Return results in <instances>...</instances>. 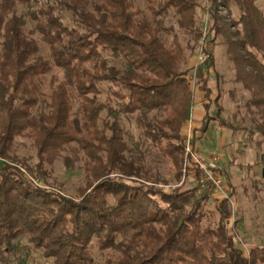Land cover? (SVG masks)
<instances>
[{
	"label": "trees",
	"instance_id": "trees-1",
	"mask_svg": "<svg viewBox=\"0 0 264 264\" xmlns=\"http://www.w3.org/2000/svg\"><path fill=\"white\" fill-rule=\"evenodd\" d=\"M141 1L0 0V264H30L32 254L46 264H264V247L246 256L233 236L228 184L205 224L208 196L196 197L195 187L165 191L166 180L126 155L119 119L136 115L179 181L194 103L203 109L194 150L221 111L205 77L214 67L208 50L196 82L202 95L190 88L187 51L202 40L196 12L205 0ZM230 1L238 13L225 24L219 8L230 16ZM255 1L211 0L203 42L224 35L235 82L264 127V14ZM17 139L35 148L33 168L16 155ZM76 151L87 159L77 198L39 184L45 165Z\"/></svg>",
	"mask_w": 264,
	"mask_h": 264
},
{
	"label": "rangeland",
	"instance_id": "rangeland-1",
	"mask_svg": "<svg viewBox=\"0 0 264 264\" xmlns=\"http://www.w3.org/2000/svg\"><path fill=\"white\" fill-rule=\"evenodd\" d=\"M134 2L143 8L141 0H134ZM255 4L264 14V0H256ZM210 5L211 0L200 2V8L196 12L202 27L207 19L208 30V8ZM229 7L232 12L230 16L226 9L219 8V14L224 18L223 23L225 24L235 20L238 13L233 1H230ZM167 24L174 25V18L168 19ZM229 31L233 32L234 30L229 29ZM213 36H215L214 43L205 41L207 50L214 60V67L208 70L206 80L212 90V98L216 94L220 95L218 102L221 109L220 120L209 124L206 134L197 140L195 147L200 158H208L214 154L220 158L219 170L226 174V188L228 189V184L234 192L231 200L233 216L229 227L240 248L248 256V251L251 248L264 247V176L262 174L264 170V160L262 159L264 156V136L257 130V126L263 127V120L254 107L247 106L251 98L250 93L243 88L241 83L235 82L234 65L228 58L224 35L216 36L212 32L211 37ZM166 38L171 40L169 36ZM181 39L183 42L191 40L185 35H182ZM199 44L200 41L197 42V49L194 54L190 55L187 51L191 66L196 64ZM207 65L208 61L198 70L205 73ZM200 72H197L195 76V84L200 75L204 76ZM192 74L193 71L190 75ZM196 87L198 92H196L197 94L193 93L195 98L202 95L201 90L198 89V86ZM216 109L213 107L212 112H215ZM197 110L202 111L203 109L201 106H193L191 109L192 113ZM212 115L215 116L213 113ZM136 117V115H121L119 119L124 130V141L129 151L126 155L129 154L136 158L138 165L144 169H149L153 176L158 175L166 180L167 186H159L165 191L171 188L192 189L195 185L193 172L188 169L184 171L183 167L181 178L176 181L174 169L167 159L160 156L155 145L143 136L142 129L136 122ZM196 124L198 125L199 122ZM184 132L183 128L182 144ZM15 153L19 158H23L31 168L37 162L36 151L30 141L17 139ZM65 158L72 161L70 167L65 165ZM86 160L80 151L63 153L52 164L45 165L48 177L44 183L41 180L39 184L46 188L59 190L66 196L77 198L79 189L83 188L86 182L84 172ZM216 203L217 199L210 198L205 205L208 214L205 224L208 223L209 213L215 211ZM93 253L94 258H98L95 249ZM29 263L46 264V261L38 255L32 254L29 257Z\"/></svg>",
	"mask_w": 264,
	"mask_h": 264
},
{
	"label": "built area",
	"instance_id": "built-area-1",
	"mask_svg": "<svg viewBox=\"0 0 264 264\" xmlns=\"http://www.w3.org/2000/svg\"><path fill=\"white\" fill-rule=\"evenodd\" d=\"M202 27V40L200 41L199 53L196 57V64L193 74L189 77L191 86L196 87L195 76L197 70L205 65L207 62L206 50L207 47L203 40L207 37V19ZM185 127V126H184ZM183 147H184V171L187 169L193 172L194 187L196 188L195 196L200 197L205 194L209 198L226 199L228 198V189L226 188L225 181L219 173L220 158L217 155H211L208 158H200L197 150L192 146V131L190 126L184 128Z\"/></svg>",
	"mask_w": 264,
	"mask_h": 264
},
{
	"label": "crops",
	"instance_id": "crops-1",
	"mask_svg": "<svg viewBox=\"0 0 264 264\" xmlns=\"http://www.w3.org/2000/svg\"><path fill=\"white\" fill-rule=\"evenodd\" d=\"M195 67V65H193V68ZM197 72H200L199 70H197ZM197 74V73H196ZM206 77V76H205ZM191 89L193 91V93L195 94L197 91V87H193L191 86ZM197 94V93H196ZM194 106H200V104L196 101V103H194ZM203 117V110L199 111L197 110L196 112L192 113V111L190 112V116H189V120L187 121V123H185V127L190 126L191 131H192V135H193V130L198 129L200 126V122L202 120ZM199 122V124L197 125L196 123ZM183 127V128H185ZM197 150V149H196Z\"/></svg>",
	"mask_w": 264,
	"mask_h": 264
}]
</instances>
